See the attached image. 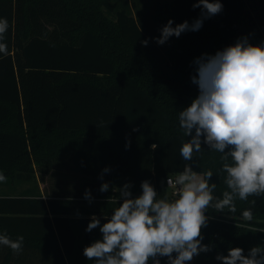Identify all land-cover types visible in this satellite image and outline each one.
Listing matches in <instances>:
<instances>
[{
    "label": "trees",
    "instance_id": "obj_1",
    "mask_svg": "<svg viewBox=\"0 0 264 264\" xmlns=\"http://www.w3.org/2000/svg\"><path fill=\"white\" fill-rule=\"evenodd\" d=\"M196 2L0 0V18L9 23L3 41L9 52L0 54V171L7 177L0 183L8 187L0 190V234L24 236L18 255L0 245V264H94L83 250L102 234L85 231L90 217L106 222L125 183L133 197L148 180L158 198H176L166 178L186 163L198 173L213 172L214 196L230 191L221 153L202 145L193 161L181 157L190 137L179 112L198 96L191 82L196 58L242 37L264 42V0H220L223 10L204 19L200 30L158 45L153 38L170 19L175 27L200 18ZM105 168L110 171L101 180ZM73 174L78 184L68 179ZM103 182L108 192L99 191ZM235 204V213L206 210L202 243L213 247L196 264H222L215 257L229 248L247 255L264 247V195ZM245 209L252 221L242 219ZM160 261L167 264L166 257Z\"/></svg>",
    "mask_w": 264,
    "mask_h": 264
},
{
    "label": "clouds",
    "instance_id": "obj_2",
    "mask_svg": "<svg viewBox=\"0 0 264 264\" xmlns=\"http://www.w3.org/2000/svg\"><path fill=\"white\" fill-rule=\"evenodd\" d=\"M193 8H201L200 18L175 27L170 19L160 29V36L153 38L156 43L163 45L170 37L200 30L204 19L219 14L223 5L220 0H197ZM8 28V20L0 18V54L4 56L9 52L3 42ZM140 43L147 46L149 41ZM193 63L196 74L191 82L197 85L198 96L179 112V126L184 136L190 137L182 143L180 155L184 161H193L194 153L203 151L202 145L221 153V171L227 174L225 184L230 191H224L222 198L214 196L217 184L209 183L213 172L200 174L189 163L174 180L168 178V185L176 189L175 199L158 198L148 180L141 182L142 193L133 197L132 185L125 183L119 188V206L110 217L103 216L106 222L101 224V218L92 215L85 229L90 233L99 228L102 234L83 250L94 264H161L160 257H166L167 264H186L212 250L211 244L202 243L209 207L217 213L225 209L235 213L236 198L247 201L250 196L264 195V42L253 45L242 37ZM109 171L105 168L100 179ZM6 180L0 171V182ZM109 187L103 182L99 191L108 192ZM84 198L92 203L90 190H85ZM242 219L252 221V210L245 209ZM0 245L18 255L24 236L13 240L5 231L0 234ZM215 258L222 264H264V247H252L247 255L242 248H229L227 255L217 254Z\"/></svg>",
    "mask_w": 264,
    "mask_h": 264
},
{
    "label": "rangeland",
    "instance_id": "obj_3",
    "mask_svg": "<svg viewBox=\"0 0 264 264\" xmlns=\"http://www.w3.org/2000/svg\"><path fill=\"white\" fill-rule=\"evenodd\" d=\"M200 174H202V173H200ZM68 179L72 182V183H74V184H78L79 183V179H78V177H77V175H72V176H68ZM42 184V183H41ZM41 186H43V184L41 185ZM173 199H175V198H173ZM86 202H88V201H86ZM80 220L79 222H78V225H79V227H81V225H82V223H81V216L80 215H78L77 217H76V220ZM186 264H196V262H195V257L193 258V260L192 261H189V262H186Z\"/></svg>",
    "mask_w": 264,
    "mask_h": 264
},
{
    "label": "built area",
    "instance_id": "obj_4",
    "mask_svg": "<svg viewBox=\"0 0 264 264\" xmlns=\"http://www.w3.org/2000/svg\"><path fill=\"white\" fill-rule=\"evenodd\" d=\"M168 178L174 180L175 177L172 176V175L168 176V177L166 178V183H167V181H168ZM167 185H168V183H167ZM168 186H169L170 189H171V195H172V197H175V196H176V189H175L172 185H168Z\"/></svg>",
    "mask_w": 264,
    "mask_h": 264
},
{
    "label": "crops",
    "instance_id": "obj_5",
    "mask_svg": "<svg viewBox=\"0 0 264 264\" xmlns=\"http://www.w3.org/2000/svg\"><path fill=\"white\" fill-rule=\"evenodd\" d=\"M42 184H40V187L42 188L43 186H41ZM3 189H8L7 186H5L4 184L0 183V190H3Z\"/></svg>",
    "mask_w": 264,
    "mask_h": 264
}]
</instances>
